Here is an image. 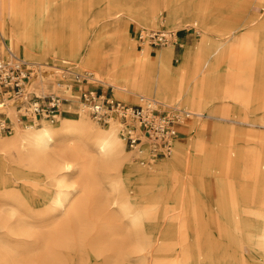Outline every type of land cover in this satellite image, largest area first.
<instances>
[{"label":"rangeland","instance_id":"obj_1","mask_svg":"<svg viewBox=\"0 0 264 264\" xmlns=\"http://www.w3.org/2000/svg\"><path fill=\"white\" fill-rule=\"evenodd\" d=\"M4 1L0 0V22L5 13ZM119 1L123 2L119 6H112V0H88L86 17L83 18L81 0H40L39 6L41 2H47V8L43 9L42 14L37 13L39 21L35 20L36 16L34 18L37 11L35 5L24 4V11L29 16V26L36 24L40 33L37 34L38 44H32L30 55L23 56L21 51L12 49L24 59L35 62L26 91L39 96L59 94L68 97L74 93L69 87L74 75L65 70L90 73L88 70L93 72L95 67L86 59L87 54H117V36L107 27L105 21L109 17H102L104 11L120 19V34L133 35L134 38L135 27L175 29L181 44L178 48L172 45L147 44L152 59L163 48H173V71L182 64L181 54L185 49L194 48L201 43L211 48L224 40H230L233 46L229 57L224 55L221 58L218 51L216 61L203 68L207 79L201 92L202 107L199 112L204 115L188 116L180 129L184 134L173 143L172 154H159L171 157L174 145L178 142L186 148L182 164L174 168L165 183V190L170 196H167L153 216L144 217L140 226H129L131 237L140 238L136 231L144 233L146 248L142 253L132 252V243L128 242L123 264H159L177 261L183 255L187 256L191 264H264V256L254 249V231L242 224V220L257 219L254 216L260 215L261 211L256 210V206L260 205L261 197L264 200V191L255 194L253 190L261 183L256 181L254 175L264 171L261 163L264 159V126L252 124L255 122L264 125V0H234V5L230 3L232 0H227L219 7L212 0H175L172 6L178 10H174L172 20L168 19L167 6L163 2L158 5L157 12L154 11L157 17L152 19L153 15L149 13L147 20L143 17L147 11L145 6L125 3L129 0ZM57 11L62 14L60 21L56 20ZM202 15L203 19H200ZM83 19L89 24L87 36L78 34ZM57 30L64 40L63 44L55 41ZM187 36L190 37L188 41L185 40ZM67 39H73L75 43L73 50L69 52L60 48L66 45ZM2 42L0 37V49ZM142 45L135 42L137 53ZM211 51L212 49H208L206 55ZM181 74L182 93L167 104L179 102L191 110L187 97L191 94L196 79L188 67ZM100 75V78L105 79L102 70ZM89 82L98 84L91 80ZM103 84L102 87L105 88L106 84ZM111 94L126 103H143L138 98L137 101L131 100L136 97L131 92L125 95L122 90L117 91L112 87ZM142 94L158 98L152 93ZM81 103L83 102L78 98H69L62 105L65 112L60 116L77 117ZM87 109L91 118L96 120L90 109ZM45 118L48 122L51 119ZM104 121L98 123L103 124ZM258 131L263 136L257 137ZM191 141L202 145L206 143L207 146L204 151L199 152ZM126 148L132 150L127 146ZM239 151L242 154H237ZM237 155L244 159V163L233 169L231 166L229 170L226 162L235 159ZM103 176L105 188L112 198L115 193L108 182L116 178L124 179L125 172L108 166L103 170ZM126 180L129 191H136V195H139V204L149 205L153 200L160 199L155 197L153 191L135 190L136 186L129 179ZM63 187L71 189L78 185L73 183ZM36 188H40L42 194ZM7 189L17 190L27 199L28 208H21L20 212L26 215L27 220L38 223L39 219L34 212L46 205L48 197L45 196L51 195L56 185L42 171L9 162L5 167L0 165V208L5 212H8L10 206L2 204L1 192ZM112 208H115L119 221L130 223V218L118 211L115 205ZM107 212L93 210L85 218L86 225L79 228L81 233L77 232V228L71 227L74 230L72 241L68 243L69 246L63 245L57 253L60 264H78L79 251L83 252L86 264H100V259L93 256V251L89 252L88 248L103 244L99 233L107 221ZM15 219L16 216H13L10 221ZM180 230L185 232L183 241ZM4 232L5 229L0 228L1 237L5 235ZM10 238L12 243L28 239L22 235Z\"/></svg>","mask_w":264,"mask_h":264},{"label":"bare ground","instance_id":"obj_2","mask_svg":"<svg viewBox=\"0 0 264 264\" xmlns=\"http://www.w3.org/2000/svg\"><path fill=\"white\" fill-rule=\"evenodd\" d=\"M173 1L175 0H129L125 3H139L145 6L147 11L143 17L149 20L148 14L152 13V19H155L157 13L154 11L157 12L158 5L163 2L167 6V17L172 20L174 10L177 9L172 6ZM233 1H230L231 5H234ZM39 2L40 0H37V3L36 0H5L3 2L5 13L0 22V37L9 48L21 51L23 56L31 54L32 44L38 42L37 34H40L36 24L29 26V16L24 11V4L35 5L37 11L34 18L36 16L35 20L39 21L37 13L42 14L43 9L47 8V2H43L44 4L41 2V6ZM81 2L83 18H85L88 0H81ZM121 2L112 0V6H119ZM226 2L227 0H212L217 7ZM61 15L57 11L56 20L60 21ZM101 15L104 18L109 17L105 23L117 36V54L113 56L94 52L87 54L86 59L95 67L93 72L88 70L92 73V78L113 86V89L117 91L122 90L125 95L130 92L135 94V100L131 99L133 101H137L138 98L140 101L147 100L148 103L160 107L167 105L168 101L174 100L182 93L181 73H184L188 67L196 79L192 92L187 97L188 105L192 108L189 111L191 116L204 115L199 112L202 107L201 92L204 90L207 79L203 68L216 61L218 51L221 53V58L224 55L229 57L233 46L230 40H224L211 48L201 43L194 48L185 49L181 54L182 64L173 71L171 45L160 50L154 59L150 56L147 44H143L137 53L135 50L137 38L119 33L120 19L106 11ZM200 19H203V15ZM80 26L79 36H87L89 27L87 20L83 19ZM56 34L55 41L63 44L64 40L60 37L59 31ZM65 42L66 45L60 48H65L63 50L67 49L68 52L72 51L75 46L74 40L67 39ZM208 49L212 51L206 55ZM101 70L105 79L100 78ZM147 92L159 99L142 94ZM86 106L81 103L77 117L57 116L56 119H49V122L45 117H34L22 123H15L12 130L0 135L1 167L12 162L20 167L35 168L45 173L56 185L51 195H44L48 197L46 205L37 208L34 212L39 219L38 223L27 220L26 215L20 212L21 208H28V201L20 192L12 189L1 192L2 204L9 205L10 209L5 212L1 210L3 208H0V228L5 229V235L0 236V264H60L57 253L63 245L69 246L68 243L72 241L74 230H71V227L77 228V232L81 233L79 228L86 225L85 218L92 214L93 210H104L108 211L107 214L109 213L99 233L102 235L103 244L88 248L89 252L93 251L91 252L93 256L100 259V264H123L128 242L132 243L130 247L132 252L142 253V250L146 248L144 233L136 231L140 234V238L131 237L129 226H140L142 219L153 216L167 196H170V193L165 190V183L168 182L174 168L182 164L186 148L181 142L176 141L178 143L174 145L175 149L171 157L152 154L143 145L128 150L120 133L117 116L112 113L103 124H99L97 120L91 118ZM5 111L10 119H15V110L12 106H6ZM252 124L264 126L262 123L253 122ZM258 136H263V133L258 131ZM190 143H193V147L199 152L204 151L207 146L206 143L202 145L196 141ZM237 154L242 152L239 151ZM243 160L237 155L235 159H229L226 163L230 170L231 166L233 169L243 164ZM261 163L264 166V159ZM108 166L124 171L126 176L124 179L116 178L108 182L115 193L112 198L109 197L104 184L103 170ZM254 178L261 183L256 186V190H253L255 194H261L264 191V171L257 172ZM126 179L136 186L135 190L153 191L155 197L160 199L153 200L149 205L139 204L137 200L139 195H136V191H129ZM73 183H76L78 187H71V189L63 187ZM39 189L37 191L42 194ZM262 200L263 197H261L260 205L256 206V210L261 211L260 213L258 210L260 215L254 216L257 219L242 220V224L254 231V249L259 250L264 256V200ZM114 205L118 211L130 218L129 224L117 219L115 208H112ZM111 210L114 212L112 213ZM13 216H16V219L11 222L10 218ZM179 234L183 241L185 232L180 230ZM14 235L26 236L28 239L12 243L10 237ZM79 252L78 264H86L83 252ZM159 264H191V262L188 261L187 256L183 255L177 261L171 260Z\"/></svg>","mask_w":264,"mask_h":264},{"label":"built area","instance_id":"obj_3","mask_svg":"<svg viewBox=\"0 0 264 264\" xmlns=\"http://www.w3.org/2000/svg\"><path fill=\"white\" fill-rule=\"evenodd\" d=\"M134 34L140 44L149 46H180L178 32L173 28H134ZM34 64L7 44L2 42L0 49V133L10 131L15 123H22L34 117L56 118L65 112L62 105L69 98L80 99L90 109L91 115L98 121H104L114 113L119 118L120 133L130 149L145 146L152 154H167L181 134V127L191 112L179 102L157 107L142 100L143 103H126L114 98L112 87L92 78L90 73L73 70L69 87L73 94L66 97L59 94L36 95L26 91L31 79ZM89 80L97 82L92 84ZM104 85V84H103ZM109 90V91H108ZM12 106L15 119L8 117L5 107Z\"/></svg>","mask_w":264,"mask_h":264},{"label":"crops","instance_id":"obj_4","mask_svg":"<svg viewBox=\"0 0 264 264\" xmlns=\"http://www.w3.org/2000/svg\"><path fill=\"white\" fill-rule=\"evenodd\" d=\"M189 39H190L189 36H187V37L185 38L186 41H188ZM174 47L178 48L179 46H174ZM182 134H184V133L181 132V134L178 136L177 140L180 139V137H181Z\"/></svg>","mask_w":264,"mask_h":264}]
</instances>
